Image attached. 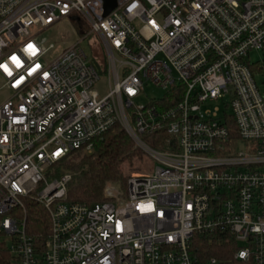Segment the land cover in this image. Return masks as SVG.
Returning a JSON list of instances; mask_svg holds the SVG:
<instances>
[{
  "label": "built area",
  "instance_id": "2783aa9c",
  "mask_svg": "<svg viewBox=\"0 0 264 264\" xmlns=\"http://www.w3.org/2000/svg\"><path fill=\"white\" fill-rule=\"evenodd\" d=\"M115 3L105 16L104 0H0V264H202L194 237L218 233L235 261L264 264V0ZM65 20L82 38L53 54L40 36ZM90 37L103 74L80 47ZM148 85L166 96L136 106ZM222 101L232 116L204 109ZM115 124L157 167L106 186L104 202L68 203L71 175L49 170ZM28 202L48 214L42 241Z\"/></svg>",
  "mask_w": 264,
  "mask_h": 264
},
{
  "label": "trees",
  "instance_id": "16d2710c",
  "mask_svg": "<svg viewBox=\"0 0 264 264\" xmlns=\"http://www.w3.org/2000/svg\"><path fill=\"white\" fill-rule=\"evenodd\" d=\"M92 64L99 74L105 72L106 59L101 51L92 57ZM149 144L153 137H144ZM140 152L133 140L119 124L113 125L105 134L94 140V150L78 163L62 162L49 170L50 179H58L66 174L71 175L68 184L67 202L91 206L106 201L107 184H120L124 190L127 180L123 165L131 164L139 158ZM123 190V191H124ZM27 233L36 241H42L47 235L49 218L44 207L38 203L26 204ZM238 245L229 234L218 233L212 236H195L192 244V255L202 264L210 258H216L220 264H243L234 260ZM10 253L0 240V262Z\"/></svg>",
  "mask_w": 264,
  "mask_h": 264
},
{
  "label": "rangeland",
  "instance_id": "374dc122",
  "mask_svg": "<svg viewBox=\"0 0 264 264\" xmlns=\"http://www.w3.org/2000/svg\"><path fill=\"white\" fill-rule=\"evenodd\" d=\"M41 39L45 40V44L47 46L53 44L55 47V51L53 54H58L62 52L63 50H66L67 48L77 44L79 40L82 38L81 33L76 29L75 26L71 24L70 21H61L58 24L54 25L49 30L43 32L40 36ZM80 47L85 51L88 55H99L101 53V47L100 43L97 40L96 37H90L89 39L83 41L80 44ZM263 54L259 51H251L250 52V61L252 63H258L262 61ZM258 83L260 85V88L262 92L264 93V75H260L258 78ZM109 89V80L108 77H103V79L99 82V85L97 86V90L101 95H104L107 90ZM167 94V91L162 89H157L153 86H146L144 93L138 97L135 100L136 106L139 105H146L150 102L151 99L155 100H162ZM215 108H220L221 115L226 111L228 116H232V112L229 109H226L225 107V101L222 102H213L208 103L204 107L206 110H214ZM242 148V145L239 147V149ZM140 152V151H139ZM86 155L84 153H77L73 155L67 162L68 163H78L80 162ZM157 167V163L150 159L149 157H146L143 155L142 152H140L139 158L134 159V161L131 164H124L123 170H124V176L125 179L134 174V173H143V174H150L154 171V169ZM107 186L114 187L118 191H123V187L120 184H107ZM125 191V190H124ZM0 240L4 242L5 240H8L4 236L0 237ZM9 241V240H8ZM10 244V242H9Z\"/></svg>",
  "mask_w": 264,
  "mask_h": 264
},
{
  "label": "water",
  "instance_id": "95a60500",
  "mask_svg": "<svg viewBox=\"0 0 264 264\" xmlns=\"http://www.w3.org/2000/svg\"><path fill=\"white\" fill-rule=\"evenodd\" d=\"M104 1H105V16H107L116 8V3L115 0H104Z\"/></svg>",
  "mask_w": 264,
  "mask_h": 264
}]
</instances>
